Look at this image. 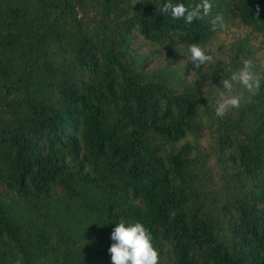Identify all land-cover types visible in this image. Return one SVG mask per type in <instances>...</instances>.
<instances>
[{
  "label": "trees",
  "instance_id": "trees-1",
  "mask_svg": "<svg viewBox=\"0 0 264 264\" xmlns=\"http://www.w3.org/2000/svg\"><path fill=\"white\" fill-rule=\"evenodd\" d=\"M166 2L0 0V264H112L121 218L159 264H264V0ZM248 59L259 91L217 117Z\"/></svg>",
  "mask_w": 264,
  "mask_h": 264
},
{
  "label": "clouds",
  "instance_id": "clouds-1",
  "mask_svg": "<svg viewBox=\"0 0 264 264\" xmlns=\"http://www.w3.org/2000/svg\"><path fill=\"white\" fill-rule=\"evenodd\" d=\"M213 4L211 0H200L195 5H185L183 2L176 4L173 0H167L157 12L171 16L173 19H184L191 24L194 20H203L211 15ZM213 31L217 28L225 29L224 18L217 14L210 21ZM189 58L195 68H200L213 60L208 54L205 46L191 44L188 48ZM253 61L245 60L243 66L232 73L230 78L223 79L226 95L218 102L215 115L223 117L229 108H238L243 100V94L232 95L234 85L239 84L241 88L249 93L256 94L261 87L262 77L253 71ZM115 243L109 248L112 264H159V252L153 243V237L149 229L141 222L125 221L121 218L111 234Z\"/></svg>",
  "mask_w": 264,
  "mask_h": 264
}]
</instances>
